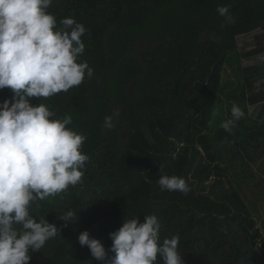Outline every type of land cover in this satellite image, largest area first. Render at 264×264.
Masks as SVG:
<instances>
[{
    "label": "trees",
    "instance_id": "16d2710c",
    "mask_svg": "<svg viewBox=\"0 0 264 264\" xmlns=\"http://www.w3.org/2000/svg\"><path fill=\"white\" fill-rule=\"evenodd\" d=\"M218 6H229L234 24ZM47 11L58 26L70 17L86 27L79 60L94 74L32 102L53 119L72 117L89 160L79 184L31 206L60 234L30 251L29 264H106L79 234L108 250L109 233L146 215L157 216L161 243L179 237L185 264H264V34L239 52L241 90L225 93L229 109L221 95L238 37L264 31V0H52ZM12 95L0 90V103ZM234 103L245 115L229 133L220 125ZM161 175L185 178L190 191L161 190ZM69 210L77 220L66 224Z\"/></svg>",
    "mask_w": 264,
    "mask_h": 264
},
{
    "label": "clouds",
    "instance_id": "9594fccd",
    "mask_svg": "<svg viewBox=\"0 0 264 264\" xmlns=\"http://www.w3.org/2000/svg\"><path fill=\"white\" fill-rule=\"evenodd\" d=\"M52 0H0V90L8 88L11 99L0 103V264H29L31 252H39L60 230L46 219L39 222L30 214L32 205L65 192L82 181L89 156L81 149L87 137L68 126L72 117L53 119L55 113L45 104L33 103L79 86L85 74L94 70L80 61L85 51L82 37L87 29L73 18L57 25L47 11ZM225 24H234L229 6H218ZM232 118L221 123L232 132L235 122L245 113L237 105ZM105 116L112 127L114 116ZM163 171V169H159ZM161 190L187 194L185 178L161 175ZM66 224L77 220V213L67 211L60 217ZM19 226V227H17ZM161 225L156 215L125 219L122 227L109 233L111 247L91 238L87 230L78 241L91 255L106 264H185L179 251V237L161 243ZM109 252L115 256L108 259Z\"/></svg>",
    "mask_w": 264,
    "mask_h": 264
},
{
    "label": "rangeland",
    "instance_id": "374dc122",
    "mask_svg": "<svg viewBox=\"0 0 264 264\" xmlns=\"http://www.w3.org/2000/svg\"><path fill=\"white\" fill-rule=\"evenodd\" d=\"M264 34V31L258 30L253 33L247 34V35H242L238 37V43H239V50L235 53L232 54L231 56H235L233 60L227 63L225 72H224V77H223V84H224V92L221 93L222 97L224 100H226L225 107L227 106L229 109V103L230 100L227 99V94L225 95L226 92L230 93L231 91H235L236 94L239 93L241 88L239 87L240 82H241V75L239 73V52L243 49H249L252 48L256 45V38L258 36H261ZM257 86H260L259 83L256 84ZM233 100V99H232ZM227 163V162H226ZM227 165V164H226ZM228 166V165H227ZM252 184H263L261 179H252L251 180ZM247 193V192H246ZM247 196L250 198L249 194L247 193ZM258 225L261 226L262 223V218H259L258 220ZM263 226V225H262ZM261 226V227H262ZM264 229V228H263ZM92 264H97L96 262H93Z\"/></svg>",
    "mask_w": 264,
    "mask_h": 264
}]
</instances>
